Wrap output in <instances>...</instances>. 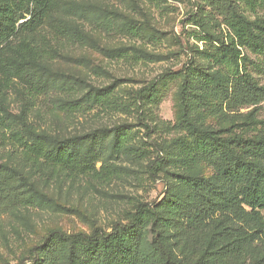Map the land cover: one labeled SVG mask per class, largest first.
I'll list each match as a JSON object with an SVG mask.
<instances>
[{"label": "rangeland", "instance_id": "rangeland-1", "mask_svg": "<svg viewBox=\"0 0 264 264\" xmlns=\"http://www.w3.org/2000/svg\"><path fill=\"white\" fill-rule=\"evenodd\" d=\"M224 8L264 20V6L251 7L241 0H57L43 26L27 36L35 46L53 52L52 60L35 66L46 89L35 95L33 86L20 78L8 81L0 74L7 133L42 135L50 145L64 144L82 155L89 152L97 168H105L112 178L108 183L50 179L41 168L25 164L17 149L0 145V165L10 169L26 197L24 205L0 203V264H18L53 230L110 232L145 203L169 211L168 202L185 193L183 179L212 174L209 163L188 157L190 130L202 125L231 128L254 112L204 110L203 102H223L212 98L213 86L228 87L230 81L210 59L230 34ZM242 50L249 58L246 71L264 87V56ZM191 68L194 72L187 74ZM167 72L180 74L158 82L154 96L142 106L154 129L150 140L139 122L136 95ZM255 122L264 124V102L256 109ZM121 134L128 141L119 149ZM151 142L161 146L166 160L159 180L149 174L157 155ZM164 233L178 259L197 263L198 257L187 253L172 231ZM146 241V264H159Z\"/></svg>", "mask_w": 264, "mask_h": 264}, {"label": "trees", "instance_id": "trees-1", "mask_svg": "<svg viewBox=\"0 0 264 264\" xmlns=\"http://www.w3.org/2000/svg\"><path fill=\"white\" fill-rule=\"evenodd\" d=\"M241 1L251 7L264 6V0ZM56 2L0 0V74L8 81L20 78L33 86L35 95L46 89L35 66L52 60L53 52L45 46H35L27 36L43 26ZM225 9L222 15L230 34L210 59L227 73L230 87L213 86L212 98L223 102H203L204 110L235 114L254 108V112L247 120L241 119L240 124L234 121L231 128L215 130L202 125L190 130L192 142L187 155L209 163L212 174L183 179L185 193L168 202L169 211L157 203L140 204L135 212L126 215L127 223L116 222L110 232L101 228L90 234L53 230L41 244L31 247L18 264H59L63 257L66 264H146L143 248L147 239L159 256V264H185L167 244L166 230L182 241L187 253L198 257L195 264H264V124L255 122L256 109L264 102V87L246 71L249 58L242 50L264 56V20H250ZM193 72L191 68L187 74ZM179 74H161L136 95L139 122L147 139L151 140L154 129L144 118L143 103L154 96L158 82ZM7 130L0 103V145L17 149L25 164L41 168L50 179L108 183L112 178L105 168H97L89 152L82 155L62 143L50 145L42 135L27 138L20 132L8 134ZM127 141L126 134H121L116 145L121 149ZM150 145L157 155L149 166V174L159 180L158 173L166 160L158 143ZM0 203L10 207L26 203L24 192L3 165Z\"/></svg>", "mask_w": 264, "mask_h": 264}]
</instances>
